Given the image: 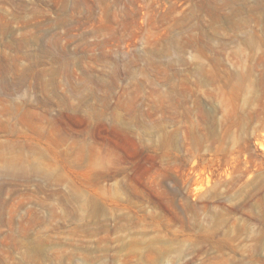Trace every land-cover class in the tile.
<instances>
[{
  "label": "rangeland",
  "instance_id": "1",
  "mask_svg": "<svg viewBox=\"0 0 264 264\" xmlns=\"http://www.w3.org/2000/svg\"><path fill=\"white\" fill-rule=\"evenodd\" d=\"M0 264H264V0H0Z\"/></svg>",
  "mask_w": 264,
  "mask_h": 264
},
{
  "label": "bare ground",
  "instance_id": "2",
  "mask_svg": "<svg viewBox=\"0 0 264 264\" xmlns=\"http://www.w3.org/2000/svg\"><path fill=\"white\" fill-rule=\"evenodd\" d=\"M5 78V77H4ZM12 162V161H11ZM10 167V166H9Z\"/></svg>",
  "mask_w": 264,
  "mask_h": 264
}]
</instances>
